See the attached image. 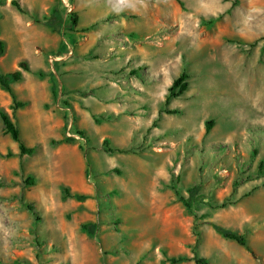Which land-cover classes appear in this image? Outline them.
<instances>
[{
    "label": "rangeland",
    "instance_id": "374dc122",
    "mask_svg": "<svg viewBox=\"0 0 264 264\" xmlns=\"http://www.w3.org/2000/svg\"><path fill=\"white\" fill-rule=\"evenodd\" d=\"M12 1L0 111L35 152L0 117V264H264V0Z\"/></svg>",
    "mask_w": 264,
    "mask_h": 264
},
{
    "label": "trees",
    "instance_id": "16d2710c",
    "mask_svg": "<svg viewBox=\"0 0 264 264\" xmlns=\"http://www.w3.org/2000/svg\"><path fill=\"white\" fill-rule=\"evenodd\" d=\"M12 5L14 7H16L19 12L27 14V10L25 8H23L17 1L13 0ZM52 16H54V17L56 16V18L59 21L62 20V16L57 9L52 10ZM75 16L76 15L71 14V17H73L72 21L74 22V24H76ZM5 53H6V43H5V41L0 39V57H2ZM30 70H31L30 66L27 62H21V63H19V68L14 70V71H11L8 73H3L0 71V88L10 95V97L12 99L11 109L14 112L18 111L19 109L25 108L27 106V103L17 100L16 93L13 89V84L21 82L23 80L24 72H30ZM187 79H188L187 74L182 73L178 78H176L173 81L172 85L169 88V94H168L167 99H166L167 103L170 101L171 98L179 97L181 94H183L187 91V89H188ZM0 117H1L2 123L4 125V129L7 132V134H9L12 137V139L19 145V149L21 151V154L22 155H32L35 152V148L34 147H28L26 145L25 141L21 137L20 129L13 122L11 116L5 110H1L0 111ZM212 126H213V122L207 123L208 129H211ZM66 140L68 142L72 141L70 139H66ZM104 146L106 147L108 153H114L116 151L122 152L120 150L109 149V147H108L109 141H107V140L104 141ZM261 168H264L263 163L261 164ZM198 188L195 187V188H190L188 190V192L191 196L190 201H193V198H195V195H196ZM67 195L69 197L74 198L75 200H77L79 202H84L87 199V196L82 195V194H72L70 192H67ZM190 201H184V204L188 209L192 208V204ZM195 218H196V222L194 223V226H193V233L197 238V242H199L200 238H201V232L199 230L200 225H199V223H197V217H195ZM210 225L223 238L236 242L237 244L246 248L249 252L252 253L251 248L248 245L247 239L242 233H240L238 231H233L231 229H228L226 227H223V226L215 224V223H210ZM82 229L84 231H87L90 235H93L95 232V229H96V225L94 223H85L82 225ZM190 260H194L197 264L201 263V261H199L197 258H192V259H189L188 257H180V258L167 257L166 258V262H170L173 264L187 262Z\"/></svg>",
    "mask_w": 264,
    "mask_h": 264
},
{
    "label": "crops",
    "instance_id": "0c3cea01",
    "mask_svg": "<svg viewBox=\"0 0 264 264\" xmlns=\"http://www.w3.org/2000/svg\"><path fill=\"white\" fill-rule=\"evenodd\" d=\"M0 58H1V57H0ZM26 73H29V72H24V74H23V80H24L25 77L27 76V75H25ZM23 80H22V81H23ZM22 81H21V82H22ZM21 82H19V83H21ZM15 85H17V83L13 84V86H15ZM16 96H17V94H16ZM199 242H200V243H199L198 247L195 248V254H196V251L199 250V248H200V246H201L202 236H201ZM196 256H197V254H196ZM197 258H200V257L197 256Z\"/></svg>",
    "mask_w": 264,
    "mask_h": 264
}]
</instances>
